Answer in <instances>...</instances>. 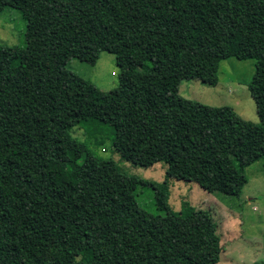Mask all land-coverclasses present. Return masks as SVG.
Segmentation results:
<instances>
[{
  "label": "trees",
  "instance_id": "trees-1",
  "mask_svg": "<svg viewBox=\"0 0 264 264\" xmlns=\"http://www.w3.org/2000/svg\"><path fill=\"white\" fill-rule=\"evenodd\" d=\"M6 7L25 33L23 47L0 45V264H216L209 213L174 214L166 181L237 197L235 175L258 160L264 174V0H0ZM100 52L119 72L106 93L65 67ZM227 58L253 61L257 124L176 94L192 72L207 84ZM89 126L108 127L125 162L162 163L164 180L96 158L70 135ZM138 187L152 191L153 225L139 222Z\"/></svg>",
  "mask_w": 264,
  "mask_h": 264
},
{
  "label": "rangeland",
  "instance_id": "rangeland-1",
  "mask_svg": "<svg viewBox=\"0 0 264 264\" xmlns=\"http://www.w3.org/2000/svg\"><path fill=\"white\" fill-rule=\"evenodd\" d=\"M25 24L19 13L9 7L0 12V45L24 46ZM88 60L70 58L66 69L88 81L98 91L113 90L118 81V69L113 56L100 52ZM93 59V60H92ZM195 70V69H191ZM253 73L252 60L227 58L219 62L214 76L206 83L199 81L200 74H191L180 81L177 96L209 107H228L243 121L257 124L255 105L247 92V83ZM205 81V79L203 78ZM72 127L70 135L81 142L96 158L112 160L124 174L137 179L160 183L164 180V165L156 163L143 168L122 160L111 148V130L108 127ZM94 129V130H93ZM232 178V189L237 197L207 193L192 182L168 179L166 203L174 214L186 208L207 211L216 226L221 251L216 264H264V174L262 161L258 160ZM136 203L139 222L144 226L155 224L159 215L152 207V191L137 188Z\"/></svg>",
  "mask_w": 264,
  "mask_h": 264
}]
</instances>
